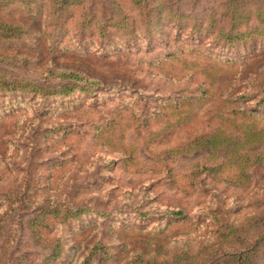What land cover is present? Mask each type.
I'll return each instance as SVG.
<instances>
[{
	"label": "rangeland",
	"instance_id": "obj_1",
	"mask_svg": "<svg viewBox=\"0 0 264 264\" xmlns=\"http://www.w3.org/2000/svg\"><path fill=\"white\" fill-rule=\"evenodd\" d=\"M231 1L0 0V264H264V0ZM224 126L233 162L190 144Z\"/></svg>",
	"mask_w": 264,
	"mask_h": 264
},
{
	"label": "trees",
	"instance_id": "obj_2",
	"mask_svg": "<svg viewBox=\"0 0 264 264\" xmlns=\"http://www.w3.org/2000/svg\"><path fill=\"white\" fill-rule=\"evenodd\" d=\"M243 2H245V0H241V1L232 0L229 3L228 7H230L231 5L238 6L239 3H243ZM229 11L234 12L236 19L237 20L239 19V17L237 16V13L240 11V9L234 8L233 10L230 9ZM231 19H234V18H231ZM257 19L261 20V16H259ZM234 22H237V21H234ZM236 24L237 23H232V26L230 28L235 29ZM232 34L231 32H228L226 33V36H229L228 38H232L231 37ZM64 76H68V75L65 74ZM242 134L244 138L248 139L249 142L247 144L251 147L250 144H251V138H252V128L248 131L247 127H245V129L242 131ZM237 137L239 138L238 132H234L231 129H227L226 126H224L223 128L217 130L213 134H206L204 136H199L195 138L194 140L190 142V144L192 145L193 148H196V150H200L202 156H205L207 160L213 158V156L217 155L218 151H220V153L225 154L222 156H224L226 161L228 160V161L233 162L236 151H235L234 143H230V142ZM250 147L248 148L246 153H244L241 156V161L238 164V167L240 166V170L242 171V173L246 170V166H243L244 163L248 164V167H250L251 164L256 162V161H253L254 157L252 154L254 153V150H252ZM263 155H264V151H262L261 157L260 158L257 157V158L261 159ZM225 160L218 161L217 163H206V166L209 167L210 170L220 171L223 166L229 165V163H226ZM258 164H261V163H258ZM231 258H234L236 261V264H238L237 263L238 260H243V255L233 254L231 255Z\"/></svg>",
	"mask_w": 264,
	"mask_h": 264
}]
</instances>
